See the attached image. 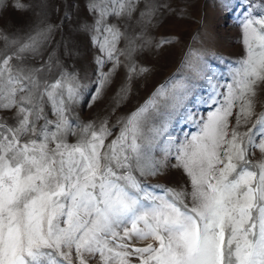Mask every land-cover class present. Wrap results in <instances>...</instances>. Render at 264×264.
Returning a JSON list of instances; mask_svg holds the SVG:
<instances>
[{
	"label": "snow or ice",
	"instance_id": "1",
	"mask_svg": "<svg viewBox=\"0 0 264 264\" xmlns=\"http://www.w3.org/2000/svg\"><path fill=\"white\" fill-rule=\"evenodd\" d=\"M9 6L28 9L22 0H0V9ZM220 6L234 7L232 0ZM138 7L139 0H88L93 22L83 30L103 54L97 65L112 63L96 96L121 67L127 76L120 99L133 75L147 71L132 60L138 37L109 23L131 19ZM151 14L145 5L140 16ZM240 25L244 55L229 67L231 83L221 92L209 81L216 107L180 142L164 134L188 85L177 92L174 77L160 85L117 120L119 132L109 139L107 119L82 124L73 115L81 98L74 73L62 71L48 82L39 75L43 68L24 65L25 54L38 53L51 29L21 38L0 28L4 48L13 49L0 58V112L13 113L12 123L0 116V264H264V158H250V149L264 155V112L256 111L257 86L264 84V14L257 18L249 8ZM160 100L169 102L164 111ZM154 118L158 125L148 127ZM156 151L175 164L157 160ZM165 168L181 171L187 184L148 182Z\"/></svg>",
	"mask_w": 264,
	"mask_h": 264
},
{
	"label": "rangeland",
	"instance_id": "2",
	"mask_svg": "<svg viewBox=\"0 0 264 264\" xmlns=\"http://www.w3.org/2000/svg\"><path fill=\"white\" fill-rule=\"evenodd\" d=\"M22 2L28 5L26 11H18L11 6L0 9V28L21 38L34 34L36 30L51 29L49 38L38 53L25 54L24 65L28 68H43L44 71L39 75L48 82L57 79L62 71L74 73L81 85V98L74 105L73 115L82 124L90 121L99 124L107 119L113 130V136L109 139H114L119 132L121 125L117 124L118 119L134 112L160 85L173 77L172 87L179 92L184 85H188L189 94L164 135L180 142L186 135L196 132L194 122L206 117L216 107L210 104L212 93L209 81L219 85L221 92L225 91L223 86L231 83L230 65L244 55L240 21L249 8L257 18L264 14V0H232L234 7L227 11L220 6V0H139L138 10L131 19L109 20L121 32L138 37L132 60L138 68L147 69L140 75H133L129 82L130 91L120 99L117 93L125 84L127 76L123 67L116 71L111 83L96 96L101 73L110 72L112 63L107 62L102 68L97 65L96 58H103V54L92 45L91 34L83 30V25L93 22V16L87 10L88 0ZM145 5L151 7L152 14L141 19L140 13L144 11ZM162 40L171 42L160 44ZM124 46L122 39L117 47ZM12 52V48L5 49L0 41V58ZM167 103L160 100L158 106L161 111L166 110ZM45 111L49 118H54L50 105L45 106ZM256 111L264 112V84L257 86ZM0 116L12 123V112H0ZM153 124L158 125V118L149 121L148 127ZM148 127L145 129L146 135H150ZM248 127H251V123ZM75 139V136L69 137L70 142H75ZM256 139L259 142L260 138ZM250 152H253L250 157L253 162L264 158L258 148L250 149ZM153 155L157 160L175 164L174 158H164L159 151ZM148 182L180 187L181 183L187 184V177L175 168H165L161 177H149ZM137 243L142 246L144 242Z\"/></svg>",
	"mask_w": 264,
	"mask_h": 264
}]
</instances>
